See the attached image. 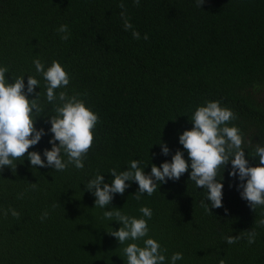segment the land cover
Here are the masks:
<instances>
[{
    "label": "trees",
    "instance_id": "1",
    "mask_svg": "<svg viewBox=\"0 0 264 264\" xmlns=\"http://www.w3.org/2000/svg\"><path fill=\"white\" fill-rule=\"evenodd\" d=\"M121 2L0 0V64L10 70L9 82L24 73L25 84L29 74L40 80L36 92L47 114L36 126L50 128L46 120L54 114L35 71L37 58L46 65L59 60L70 83L57 94H78L99 115L83 169L33 168L25 158L15 171L0 172V264H126L125 245L109 233L120 224L94 207L84 183L98 172L111 182L109 171L126 170L132 159L148 164L146 173L152 163L171 160L183 149L180 133L193 126V112L206 101L219 100L234 112L229 126L241 130L250 164L259 162L252 156L264 143V0H204L201 7L196 0H123L140 39L125 30ZM62 24L70 30L67 40L58 32ZM51 135L29 151L51 147ZM160 142L170 147L168 156ZM230 169L229 162L223 207L212 212L203 207L207 190L189 179L190 169L140 200L132 181L108 207L134 216L150 207L148 235L169 258L182 252L177 264H264V207L252 209L241 198ZM227 236L236 242L228 244Z\"/></svg>",
    "mask_w": 264,
    "mask_h": 264
},
{
    "label": "clouds",
    "instance_id": "2",
    "mask_svg": "<svg viewBox=\"0 0 264 264\" xmlns=\"http://www.w3.org/2000/svg\"><path fill=\"white\" fill-rule=\"evenodd\" d=\"M141 0H134L139 5ZM199 7L204 0H196ZM120 15L124 20L125 30L133 29L127 16L123 0L120 4ZM62 39L67 40L70 30L67 24L58 28ZM132 35L141 38V33L133 29ZM149 38L144 33L143 39ZM36 73L42 75L45 83V99L47 104L54 107L46 123L50 128L37 127L39 116L46 113V106L41 103V92H36L40 80L29 74L25 84L24 74L15 76L14 82H9L10 70L0 64V172L5 166L12 171L16 170L17 161L23 163L25 158L33 167H50L56 171H64L70 165L77 169L85 167L84 160L94 139L95 128L99 115L92 110L84 99L77 95H68L66 91L57 89L66 88L70 83V75L59 60H53L46 65L39 58L34 59ZM35 92V96L31 94ZM49 112V111H47ZM192 127L186 128L179 135V143L183 149H177L171 160L163 161L159 166L151 165V172L146 173L145 167L138 159H132L129 167L123 171L111 169V182L105 181L103 173H97L84 183L85 188L94 197V207L104 209L103 217L109 222L115 220L120 224L118 229L112 227L109 233L117 238L123 248L126 264H177L183 260L182 252H174L169 258L167 249L162 248L159 241L148 235L150 229L148 220L153 211L148 206H142L140 216L129 215L122 208L112 206L117 193L123 194L130 187V182L138 183L136 199L140 200L143 194L152 195L161 183L168 180H179L189 172V179L195 182L197 188L206 189V201H201L206 211L223 207L224 176L228 163L231 169L228 175L233 177L234 186L242 199L248 202L252 209L264 207V143H257L255 155L259 162L250 164L245 155L243 134L239 127L230 125L236 119L234 112L221 104L219 100H209L198 106L191 116ZM51 133L48 144L42 151L30 147L40 143L45 135ZM58 142V143H57ZM161 153L168 156L171 149L166 142H160ZM187 150L188 158H185ZM25 154L26 157H25ZM66 157V158H65ZM222 170V172H221ZM235 181H239L235 183ZM13 216L20 213L10 209ZM7 212H5V215ZM48 215L43 214L41 219ZM226 242L233 244L237 237L227 236ZM142 241V244L140 243ZM249 244L255 242V233L249 234Z\"/></svg>",
    "mask_w": 264,
    "mask_h": 264
}]
</instances>
